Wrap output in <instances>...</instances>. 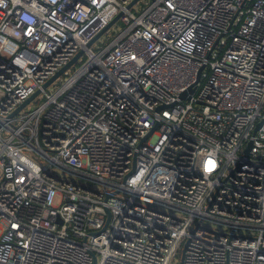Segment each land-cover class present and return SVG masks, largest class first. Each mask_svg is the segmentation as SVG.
<instances>
[{"label": "built area", "instance_id": "obj_1", "mask_svg": "<svg viewBox=\"0 0 264 264\" xmlns=\"http://www.w3.org/2000/svg\"><path fill=\"white\" fill-rule=\"evenodd\" d=\"M133 1L0 0V264H264V0Z\"/></svg>", "mask_w": 264, "mask_h": 264}, {"label": "rangeland", "instance_id": "obj_2", "mask_svg": "<svg viewBox=\"0 0 264 264\" xmlns=\"http://www.w3.org/2000/svg\"><path fill=\"white\" fill-rule=\"evenodd\" d=\"M150 3V0H144L142 1L138 6L134 7V13L136 15H140L142 12H144V10L147 8L148 4ZM124 30V27L122 24L117 25L115 28L112 29V31L110 32V37L112 40H114L115 38L118 37V35ZM62 83H57L54 84L53 86H51L50 88H48L46 90L47 93L52 94L54 93V91L61 85ZM45 100L44 98H40L38 100H36L35 103L30 104L28 106V112H32L34 113L39 107L43 106L45 104ZM44 164H46V161H43ZM66 175V174H64ZM165 212L172 214L173 211L168 210V209H164ZM205 227H210L211 229L214 230H219L220 232L223 233H227V232H231V229H228L224 226L221 225H216V224H209V223H205ZM192 231V230H191ZM237 234L238 235H242V236H256L258 234V232L256 231H250L247 229H238L237 230ZM171 264H181V253H179L178 255L175 256V258L173 259Z\"/></svg>", "mask_w": 264, "mask_h": 264}, {"label": "water", "instance_id": "obj_3", "mask_svg": "<svg viewBox=\"0 0 264 264\" xmlns=\"http://www.w3.org/2000/svg\"><path fill=\"white\" fill-rule=\"evenodd\" d=\"M139 0H134L131 5L129 6V8H131L134 4H136ZM120 16H118L108 27L107 30H109L119 19ZM82 51L80 53H78V55L71 61L69 62L63 69H61L54 77H52L44 86L43 89H47L49 88L59 77H61L68 69H70L77 61L78 59L82 56ZM194 92V89H191L189 91L190 94H192ZM41 91L38 90L35 94H33L26 102H24L19 108H17L11 115L10 118H14L20 111H22L24 108H26L28 105H30V103H32L39 95H40ZM189 93H184L183 94V98H187L189 97ZM260 126V125H259ZM258 129V128H257ZM252 146L250 145V148L247 151V155L249 154L250 150H251ZM109 221H110V216L109 219L107 221V224L105 226V228L103 230H105L108 225H109ZM99 234V233H98ZM186 247L187 244L184 247L183 253H182V261L184 260V256H185V251H186ZM96 264V262L94 263Z\"/></svg>", "mask_w": 264, "mask_h": 264}]
</instances>
